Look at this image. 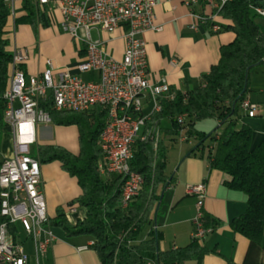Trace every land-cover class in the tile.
I'll list each match as a JSON object with an SVG mask.
<instances>
[{
    "label": "trees",
    "instance_id": "16d2710c",
    "mask_svg": "<svg viewBox=\"0 0 264 264\" xmlns=\"http://www.w3.org/2000/svg\"><path fill=\"white\" fill-rule=\"evenodd\" d=\"M19 8L23 11L16 23L30 24L37 34L39 26L45 23L40 10L28 1ZM256 8L264 9V0H229L217 10L222 30L234 32L235 39L221 46L219 61L201 76L197 88L176 91L174 99L160 98V111L146 124L150 136L137 142L131 163L132 169L143 175L144 184L139 195L125 208L121 195L124 178H106L99 171L101 149L98 140L107 121L105 109L97 106L88 112L59 111L51 96L41 102L56 124L79 127L77 154L59 145H40L35 157L40 164L59 161L64 171L77 178L82 193L76 201L86 208V217L75 226L65 220L58 224L68 234L91 236L92 247L101 264H183L192 258H197L201 264L204 256L210 253L199 240H192L184 247L161 250L160 232L155 227L164 189L174 180L166 174L167 146L162 134L177 139L182 129L178 118L184 115L187 136L197 141L193 152L208 147L210 166L229 176L226 181L229 188L247 196V208L230 221L231 229L247 238L251 246L264 251V137L254 144L253 128L241 123L245 114L241 103L253 90L250 73L264 66V17ZM9 16L10 8L0 0V141L7 129L4 93L13 56L7 49ZM212 23L208 20L207 26L211 27ZM84 56L85 51L81 58ZM165 118L170 119L172 126L163 132L160 124ZM206 119L218 121L211 133L196 128L197 122ZM156 128L160 130L157 147ZM209 140L211 143L207 145ZM1 163L0 160V167ZM6 220L0 213V224ZM204 223L212 231L221 224L205 215ZM146 229L150 230V237L140 241L139 236ZM12 230L17 233V227L12 226ZM228 264L235 263L230 260Z\"/></svg>",
    "mask_w": 264,
    "mask_h": 264
},
{
    "label": "built area",
    "instance_id": "2783aa9c",
    "mask_svg": "<svg viewBox=\"0 0 264 264\" xmlns=\"http://www.w3.org/2000/svg\"><path fill=\"white\" fill-rule=\"evenodd\" d=\"M27 1L37 6L43 19L57 23L61 31L81 40L85 56L74 69L56 68L52 59H47V67L40 74L27 75L21 65L30 58L28 49L16 47L12 51L4 119L12 133L13 152L1 163L4 183L0 213L7 220L0 224V264H31L22 233L33 246L35 264L57 240L42 188L41 164L32 152L38 125L53 122L41 106L42 101L51 96L59 111L88 112L97 106L105 109L107 121L98 140L99 171L124 178L121 195L125 208L141 191V173L133 170L131 163L136 144L142 140L143 121L152 119L161 107L160 98L176 96L164 76L157 82L150 79L144 34L162 30L155 15L159 0H9L11 17H16L20 5ZM168 1H181L191 9L195 20L192 28L211 20L214 32L222 30L215 21L217 10L229 0ZM199 6L205 12L194 11ZM256 11L264 17V9ZM118 29L124 31L125 40L121 59L109 54L101 37ZM83 73H95L97 78L85 79ZM147 101L151 109L145 112ZM241 108L248 117H255L261 110L248 98L242 101ZM178 122L182 125L180 141H188L186 118H178ZM159 137L160 130L156 128L157 144ZM187 190L197 198L192 240L203 241L212 232L204 223L206 184L190 185ZM12 226L17 227V233Z\"/></svg>",
    "mask_w": 264,
    "mask_h": 264
},
{
    "label": "crops",
    "instance_id": "0c3cea01",
    "mask_svg": "<svg viewBox=\"0 0 264 264\" xmlns=\"http://www.w3.org/2000/svg\"><path fill=\"white\" fill-rule=\"evenodd\" d=\"M23 10H17L16 17H8L6 25V38L9 40L7 49L13 51L16 47L26 48L29 51V60L21 65L27 75L40 74L46 67V60L52 59L56 68L74 69L81 58L82 48H75L72 44L64 45L62 41L72 39L67 33H62L60 27L44 19V26H39L35 34L32 26L27 23L17 24L16 19ZM196 12H205L203 6L195 7ZM156 22L162 26L161 31H147L144 34L147 45L150 79L153 82L164 76L173 92L187 91L197 88L200 78L220 59V48L235 39L234 32L220 30L214 32L212 27L205 23H195L191 16V9L181 1L159 0L155 9ZM221 25L222 21L215 19ZM213 22V21H212ZM22 25L26 28H22ZM19 31V33H18ZM32 32L34 35H32ZM124 31L118 29L113 33H103L101 37L106 41L107 51L116 59L123 57L125 40ZM96 36V35H95ZM68 48L67 58L59 56V50ZM71 49V50H70ZM69 57H75L70 62ZM85 79H95V73H83ZM252 87V84H251ZM264 94L263 89H258ZM253 91V90H252ZM247 98L252 101L251 93ZM253 102V101H252ZM261 106V105H260ZM151 109V103H145V112ZM263 115V109L257 116ZM249 117V118H255ZM217 125L218 121L215 120ZM245 122L242 118L241 123ZM169 123V124H165ZM246 123V122H245ZM171 121L165 118L160 127L164 132L171 128ZM162 132V133H163ZM79 127L77 125H61L52 122L37 127L36 143L32 152L37 155L40 145H59L70 152L77 154L80 149ZM172 145L180 144L178 148L176 171L166 174L174 178L173 182L164 189V198L160 212L155 219V227L160 232V249L170 250L187 246L192 242L193 219L196 215V196L188 193V186L201 182L206 184L203 201L204 215L220 221V226L203 239V244L211 250L206 254L201 264H264V251L250 245L247 238L236 234L230 227V221L247 208V196L244 192L231 189L226 181L229 176L210 166L208 154L187 148L186 143L191 140L180 141L164 136ZM264 133L257 134L253 143L258 144ZM165 141V140H164ZM12 133L6 129L0 144V160L10 157L13 152ZM166 144V142H165ZM42 188L44 190L48 215L57 240L46 253L39 257V264H101L97 252L92 247L93 239L86 234H68L58 224L65 220L71 226L86 217V208L81 206L76 199L81 195L82 189L77 178L72 177L63 170L59 161L41 163ZM112 178L114 175H103ZM62 215V216H61ZM150 237V230L146 229ZM147 238V237H145ZM22 239L30 254L31 264H35L36 257L31 242L22 233ZM183 264H200L197 258H192Z\"/></svg>",
    "mask_w": 264,
    "mask_h": 264
},
{
    "label": "rangeland",
    "instance_id": "374dc122",
    "mask_svg": "<svg viewBox=\"0 0 264 264\" xmlns=\"http://www.w3.org/2000/svg\"><path fill=\"white\" fill-rule=\"evenodd\" d=\"M260 22H262V20H259ZM56 24L57 23H53ZM25 28L24 25H22L23 29ZM26 29V28H25ZM19 33V31H18ZM62 33H64L62 31ZM32 35L33 32H32ZM64 43V45H68V44H72L75 48H82L83 46V42L81 40H76L74 38H70L68 40L62 41ZM71 50V49H70ZM59 56H61L62 58H67V56L69 55V50L68 48H65V46H62V48L59 50ZM68 59H70V62H74L75 61V57H69ZM250 84H252V88L253 91L251 93V98L252 101L261 105V108L263 109V115L262 116H257L255 118H249L248 116H246V114H243V119L245 120V122L247 124H249L253 130H254V136L257 134H262L264 133V94H261L259 92L258 89H263L264 90V66H259L257 68H254L251 73H250ZM165 124H169V123H165ZM217 126V123L215 121V119H206V120H202L197 122L196 128L198 130L204 131L206 133H211ZM166 142V146H167V154H166V170L167 172L169 171V173L173 170V172L176 171L177 165L178 163H176L177 161V154H178V148L181 146L180 144L177 145H172V142L169 139H164ZM191 143H186L185 146L188 148H193L194 145H196L197 141L196 139L192 138L190 139ZM2 141V140H1ZM0 141V144H1ZM210 140L207 142V145H210ZM12 146H13V142H12ZM197 151H202V150H196ZM205 152V154L207 155L209 152L208 147L205 148V150H203ZM171 175V173H170ZM149 236V234L147 233V230L143 231L140 236H139V240H144L147 239ZM147 237V238H145Z\"/></svg>",
    "mask_w": 264,
    "mask_h": 264
},
{
    "label": "bare ground",
    "instance_id": "6f19581e",
    "mask_svg": "<svg viewBox=\"0 0 264 264\" xmlns=\"http://www.w3.org/2000/svg\"><path fill=\"white\" fill-rule=\"evenodd\" d=\"M5 2H6V4L8 5V7L10 8V16H12V8H11V6H9V0H4ZM6 99V98H5ZM160 109H161V107H159V109L156 111V112H158V111H160ZM179 118H186V116L184 115V116H181V117H179ZM151 119H144V121H143V126H142V140L141 141H143V140H145V139H147L148 138V136H150L149 135V133L151 132L149 129H147V122H149ZM153 131H155V130H153ZM152 131V132H153ZM154 133V132H153ZM152 133V134H153ZM155 146L157 147V139H156V132H155ZM102 137V132H101V134H100V137H99V139ZM153 138V137H152ZM154 140V139H153ZM3 183H4V176H2V168L0 167V187H1V192H2V189H3ZM143 184H144V177H143V175L141 174V188H142V186H143ZM139 195V193H136V194H134V199L137 197ZM133 199H130V202L132 201Z\"/></svg>",
    "mask_w": 264,
    "mask_h": 264
}]
</instances>
